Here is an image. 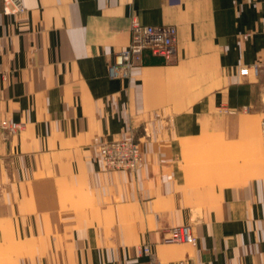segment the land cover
Listing matches in <instances>:
<instances>
[{
  "label": "crops",
  "instance_id": "obj_1",
  "mask_svg": "<svg viewBox=\"0 0 264 264\" xmlns=\"http://www.w3.org/2000/svg\"><path fill=\"white\" fill-rule=\"evenodd\" d=\"M23 3L5 14L0 1V116L23 124L0 131V181L6 215L46 210L42 225H0L4 246H43L39 264H145L143 242L162 263L264 264V0ZM135 16L175 25L176 53L146 50L115 76ZM131 137L137 172L105 171L99 145ZM184 223L196 247L160 241Z\"/></svg>",
  "mask_w": 264,
  "mask_h": 264
},
{
  "label": "built area",
  "instance_id": "obj_2",
  "mask_svg": "<svg viewBox=\"0 0 264 264\" xmlns=\"http://www.w3.org/2000/svg\"><path fill=\"white\" fill-rule=\"evenodd\" d=\"M2 11L5 14L22 13L25 11L23 0H0ZM131 39L127 47L117 52L110 69L115 76H125L130 69L141 61L146 50H150L154 55L162 56L165 59H172L177 48V27L170 24L150 25L142 23L136 16L131 20ZM264 67V59L253 64L256 73ZM249 67L240 69V74L248 75ZM4 128L16 130L20 124L1 121ZM261 136L264 144V122L261 128ZM101 155L107 167H138L141 163L142 155L140 145L133 139L112 141L102 144ZM166 242H188L196 244V237L190 225L170 228L164 235ZM144 252L150 255L148 264H160L148 247ZM171 264H196L187 260H180Z\"/></svg>",
  "mask_w": 264,
  "mask_h": 264
},
{
  "label": "rangeland",
  "instance_id": "obj_3",
  "mask_svg": "<svg viewBox=\"0 0 264 264\" xmlns=\"http://www.w3.org/2000/svg\"><path fill=\"white\" fill-rule=\"evenodd\" d=\"M230 112H232V111L230 110ZM3 120H8L11 123L16 122V121H13V120H10L8 118L0 116V131H4L8 135H11V134H14V133L18 132L23 127L22 123L16 122V123L20 124V128L12 131V130H10L8 128H4L1 125V121H3ZM261 138H262V136H261ZM130 139L135 140L140 145V148H141L140 142L135 137L126 138V139L110 140V141L102 142L99 145V147H98L99 160L101 161V163L103 165V169L105 171H134V172H137V170L140 168V166L144 162V154H143L142 148H141V155H142L141 163L138 165V167H133V168L107 167L105 165V162H104L103 157L101 155L100 147H101L102 144H105V143H108V142H112V141L130 140ZM10 176H11V173L9 172V177ZM9 186H10L9 183L0 181V204H3V205L5 204V206H4L5 208H3L4 213H3V215L0 214V225L6 226V225H9V224H12V223H20V224H22L23 220L26 223H30V224H36L37 223L38 225H42L44 223V213H45V210H46L43 207V203L44 202L42 200H40V201H32L33 206H31V207H23L22 205H20L21 210L24 209L25 213L33 212L27 217L26 216H17V213H15L16 216L6 215L5 214V211L11 210V208L9 206L7 208L6 205L10 204V206H11L12 203H13L12 198H11V196L8 193V192H10V191H8V187ZM35 202L37 203V205H41V206L40 207L39 206H34ZM17 219H18V221H17ZM184 225H190L191 226L192 232H193L194 236L196 237V244H191V243H188V242H166L164 240V235L170 228L181 227V226H184ZM4 234L5 233H3L2 231L0 232V260L6 261L5 263H2V264H28L26 259H29V261H33L32 259L35 257L36 261H37L38 257H42V255L45 254V250L46 249L43 246L35 247V248L26 247L27 245H25V246L21 245L20 247H14V248L8 247V246H4V244H3L4 241L8 242V241H10L13 238L11 235H5L4 236ZM22 235L24 237L23 240H28V238H26V237H29V235H31V232H26L25 231V232H22ZM35 235L38 236V237H41V236H44L45 234H44V232L43 233L36 232ZM114 237H115L114 232L108 234V239L109 240H114ZM160 241L162 243H164V244H172V245L188 243V244H190V245H192L194 247H196L198 245V242H199L198 241V235L196 233L195 224L194 223L171 224V225L163 226V228L161 230ZM145 247H148L150 249L151 253H153L154 256H155V254H154V251H153V248H152V244L150 242H143V243H140L138 245V251L140 252V254L146 255L148 257L147 260H146V263H145V264H148V261L150 259V255L144 252V248ZM156 259H157V257H156ZM157 260L160 262V264H171V263H176V262H178L180 260H187V261H191V262H194L196 264H199L194 258L189 257V256H186L184 258H181V259H178V260H175V261H172V262H168V263H162L159 259H157ZM33 262H34V264H39L38 262L37 263L35 261H33Z\"/></svg>",
  "mask_w": 264,
  "mask_h": 264
}]
</instances>
